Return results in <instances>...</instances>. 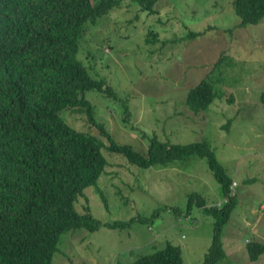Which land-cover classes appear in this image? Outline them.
Listing matches in <instances>:
<instances>
[{
    "label": "rangeland",
    "instance_id": "obj_1",
    "mask_svg": "<svg viewBox=\"0 0 264 264\" xmlns=\"http://www.w3.org/2000/svg\"><path fill=\"white\" fill-rule=\"evenodd\" d=\"M152 8L147 14L135 0H119L86 24L77 45L76 58L116 91L128 115L121 100L105 93L88 90L85 98L114 140L142 155L152 135L173 143L208 141L235 179V205L220 233L223 258L217 264H264V254L250 262L246 250L249 240L264 243V18L237 27L232 0H157ZM148 31L157 40L146 43ZM190 31L202 34L188 37ZM171 39L177 41L162 43ZM206 76L213 83L212 101L196 114L187 95ZM60 116L101 138L107 160L75 208L84 212L88 205L101 222L133 220L117 228L63 232L52 264H131L169 242L181 246L186 264H202L213 217L196 206L187 213L189 196L197 192L208 205L223 200L206 159L193 154L140 168L108 150L107 138L82 110L65 109Z\"/></svg>",
    "mask_w": 264,
    "mask_h": 264
},
{
    "label": "trees",
    "instance_id": "obj_2",
    "mask_svg": "<svg viewBox=\"0 0 264 264\" xmlns=\"http://www.w3.org/2000/svg\"><path fill=\"white\" fill-rule=\"evenodd\" d=\"M157 0H135L141 11L155 12ZM119 0H0V264H52L63 232L84 227L117 228L128 221L101 222L88 205L75 208L83 190L96 184L107 160L101 138L68 124L60 112L82 110L107 140L108 150L121 153L129 163L147 168L166 166L193 154L204 157L220 185V206L207 205L197 192L189 196L187 213L196 206L213 217L212 243L202 264H217L223 258L220 233L235 205L229 177L206 140L173 143L150 136L144 155L129 143H117L110 131L98 123L85 98L97 90L121 100L102 79L93 78L76 58L78 41L88 22L96 20ZM237 27L264 18V0H232ZM230 30V29H229ZM201 32L190 31L196 38ZM157 40L148 31L144 41ZM176 39L162 43L176 42ZM222 57L214 64L217 66ZM213 83L208 76L193 86L186 103L196 114L212 101ZM124 114L128 115V107ZM264 104V92L261 95ZM250 262L264 254V243L249 240ZM131 264H186L180 245L136 259Z\"/></svg>",
    "mask_w": 264,
    "mask_h": 264
},
{
    "label": "built area",
    "instance_id": "obj_3",
    "mask_svg": "<svg viewBox=\"0 0 264 264\" xmlns=\"http://www.w3.org/2000/svg\"><path fill=\"white\" fill-rule=\"evenodd\" d=\"M233 185H235V182H234V181H232L231 186H230V189H231L230 194H233V193H234V192H233V190H234V189H233V187H234ZM220 204H221V202L218 203L217 206H220Z\"/></svg>",
    "mask_w": 264,
    "mask_h": 264
},
{
    "label": "crops",
    "instance_id": "obj_4",
    "mask_svg": "<svg viewBox=\"0 0 264 264\" xmlns=\"http://www.w3.org/2000/svg\"><path fill=\"white\" fill-rule=\"evenodd\" d=\"M232 180H233V178H232ZM234 181H235V179H234ZM207 205H208V203H207Z\"/></svg>",
    "mask_w": 264,
    "mask_h": 264
}]
</instances>
